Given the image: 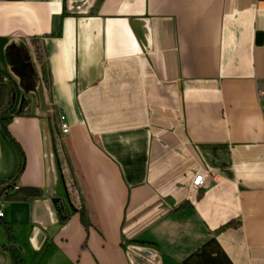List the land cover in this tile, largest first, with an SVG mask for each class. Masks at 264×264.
Listing matches in <instances>:
<instances>
[{
    "label": "crops",
    "instance_id": "1",
    "mask_svg": "<svg viewBox=\"0 0 264 264\" xmlns=\"http://www.w3.org/2000/svg\"><path fill=\"white\" fill-rule=\"evenodd\" d=\"M3 118L0 264H264V0H0Z\"/></svg>",
    "mask_w": 264,
    "mask_h": 264
},
{
    "label": "built area",
    "instance_id": "2",
    "mask_svg": "<svg viewBox=\"0 0 264 264\" xmlns=\"http://www.w3.org/2000/svg\"><path fill=\"white\" fill-rule=\"evenodd\" d=\"M58 122H59V129H60L61 134L63 136H67L69 134L70 129L66 122V118L62 113H59L58 115ZM204 183H205V173L203 172L198 173L194 176L192 180L191 189L193 191H196L202 186H204ZM17 188L18 186H16L15 182H9L7 184V189H17ZM2 217H3V213L0 210V218Z\"/></svg>",
    "mask_w": 264,
    "mask_h": 264
},
{
    "label": "trees",
    "instance_id": "3",
    "mask_svg": "<svg viewBox=\"0 0 264 264\" xmlns=\"http://www.w3.org/2000/svg\"><path fill=\"white\" fill-rule=\"evenodd\" d=\"M8 120H9L8 118H3L0 121H1V124L4 126ZM5 189H7V188H5ZM4 191L5 190H3L2 192H4ZM80 217H81V222L85 225L86 219H85L84 213L80 212ZM14 264H21V262L18 260V258H14Z\"/></svg>",
    "mask_w": 264,
    "mask_h": 264
}]
</instances>
